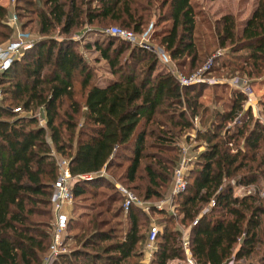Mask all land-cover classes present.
Segmentation results:
<instances>
[{"label":"trees","instance_id":"obj_1","mask_svg":"<svg viewBox=\"0 0 264 264\" xmlns=\"http://www.w3.org/2000/svg\"><path fill=\"white\" fill-rule=\"evenodd\" d=\"M36 2L31 12L37 34L49 36L58 29L60 35L68 36L88 27L96 35L93 46L107 62L112 79L103 87L91 83L93 71L76 51L78 45L52 37L34 40L0 73V264H42L52 241L50 197L58 158L69 160L73 177L94 175L90 181L74 183L73 205L87 195L96 197L97 187L114 190V194L98 205L106 206L94 218L87 212L80 215L86 224L81 219L69 220L67 232L78 233H66L65 241L70 236L79 248L60 255L53 264H140L152 225L149 214L157 216L158 227L149 264L182 259L186 242L197 264L242 259L246 264H264V197L258 190L254 195H234L237 186L264 182V154H258L264 148V125L254 121L249 126V110L233 131L219 133L240 114L244 97L239 91L229 110H215V119L204 134L212 141L200 155L198 169L189 171L185 192L173 197L176 215L154 206H149L147 214L135 205L125 213L118 189L99 176L104 169L108 173L118 168V160L123 159L128 166L119 179L131 185L125 186L137 199L162 201L171 196L176 163L163 160L160 154L175 153L173 145L183 131L193 129L192 119L199 115L203 120L207 109L199 113L198 100L205 85L181 87L160 69L153 53L104 35L101 27L117 24L141 33L152 25V39L158 40L178 68L191 73L203 57L195 40L197 6L193 0ZM153 12L155 21L151 20ZM16 15L20 29L27 33L31 23H23ZM10 16L7 7L0 5V45L12 38ZM167 22L169 27L158 29ZM215 24L217 46L230 45L233 54L247 51V75H264V0H257L241 24L231 14ZM76 86L83 93L81 101ZM15 108L22 113H15ZM37 113L44 118V127L39 126ZM147 145L156 153H147ZM135 181L144 185H134ZM212 200L214 207L203 213ZM115 204L120 205L114 210ZM88 207L90 212L95 209ZM111 213L116 220L123 218L118 231L98 219ZM184 230H188L187 238Z\"/></svg>","mask_w":264,"mask_h":264},{"label":"rangeland","instance_id":"obj_2","mask_svg":"<svg viewBox=\"0 0 264 264\" xmlns=\"http://www.w3.org/2000/svg\"><path fill=\"white\" fill-rule=\"evenodd\" d=\"M196 4V31H195V40L198 48L201 49L203 57L201 58L197 69L193 72L189 73L187 68L180 69V72L186 76H190L199 70L203 69L207 61L213 57L218 51H223V57L216 61L214 68L211 70L209 76L212 79H215L218 84L216 85H205L201 91V97L198 100V104L202 107L199 108V113L203 109H207L204 112L203 120L200 121L199 115H196L193 119V129L183 131L176 140V145H173L177 148L175 153L173 152H162L160 157L163 160L172 159L175 161L174 171L179 167L182 159H186V178L189 174V171H196L198 169V165L201 163L200 155L205 152L209 145L210 140L209 136H204L207 129L210 127V122L215 119V110L219 111H227L232 105V100L239 98L237 94V89L232 87L231 85L227 84V82L232 81L233 79H242L245 80L248 86L252 89V97L250 99V103H248L247 96L242 93L244 97V102L242 104L241 111H238L240 114L235 117L232 121L227 122L222 126V129L219 133H223L225 130L233 131L235 126H238L240 122L238 121L241 116H243L247 111L250 110L251 112V123L249 126H252L254 121H258L261 125H264V75L261 74L256 77H249L247 75V71L249 70L244 65L245 58L249 55L247 51H242L239 53H231L230 45H226L225 48H219L217 46V36L215 34V22L220 19L222 16L226 14H231L235 17L236 23H243L248 17L251 15L253 9L256 6L257 0H193ZM36 0H0V5L7 7L10 12V15L19 14L21 16V21L29 22L28 28H26L27 34L30 35L31 39H44V38H51L57 41H62L64 39H70L74 41L78 46L76 51L86 60V62L90 65L91 70L93 71V78L91 83H96L97 85L103 87L106 83L112 79L111 74L109 73V67L107 62L103 61L100 57L98 51L95 50L93 44L96 39V35L91 34L92 32L89 30L88 27L81 28L71 35H60L58 33V29L52 32L49 36H42L37 34V31L34 29V24H32V20L34 19L33 9L36 5ZM17 16V15H16ZM152 21H155L157 18V14L153 12ZM18 19V18H17ZM170 22L166 24H160L158 29L163 27H169ZM120 27L117 24H109L104 27H101V33L105 30L109 29L110 27ZM20 27V25H19ZM20 31H22L20 29ZM132 31V30H131ZM24 32V31H22ZM25 33V32H24ZM100 33V34H101ZM91 34V35H90ZM104 35H102L103 37ZM13 37V35H12ZM104 38V37H103ZM102 38V39H103ZM7 42V41H6ZM6 42L2 43L1 45L5 44ZM151 44L155 46H159L157 39L151 38ZM86 45H89L90 48H85ZM160 47V46H159ZM124 57V56H123ZM123 59V58H122ZM174 63V62H173ZM176 65V64H175ZM159 67L162 70H165V67L159 63ZM194 86V85H193ZM75 94L77 98L81 101L83 98L82 92L80 91L79 86H76ZM1 102V101H0ZM16 109V108H15ZM203 114V113H202ZM36 116L39 119L44 120L40 113H37ZM37 117V119H38ZM38 119V120H39ZM236 123V125H235ZM212 128V127H211ZM213 130V129H212ZM222 135V134H221ZM209 139V140H208ZM152 140H148V144H150ZM185 150V152H184ZM147 153H156V150L147 145L146 149ZM185 153V154H184ZM259 155L264 154V148L259 150ZM120 166L118 168H114L113 170L109 171L108 173L102 171V177L108 179L110 183H113L115 187H123L130 191L128 187H126L122 180L119 178L123 175L124 171L126 170L128 163L126 160L120 159L118 160ZM148 160H144L143 163H147ZM198 163V164H197ZM87 181V180H85ZM90 181V180H88ZM134 185H144L142 181H135ZM130 186L131 185H127ZM257 191L264 192V182L260 181L257 185H251ZM173 188V180L171 189ZM237 190V189H235ZM97 191L96 197H90V195L86 196V199L80 198L76 199L73 207L71 208V218L77 219L80 223L86 224V218H80L82 213H89V218H94L97 213H101L104 211V207L106 205L98 206L101 202L106 201L107 198L114 194V190L107 189L105 187H97L95 189ZM133 195L134 192L130 191ZM234 194H236L234 192ZM135 197V195H134ZM168 196L165 198L167 199ZM138 201L142 203H146V206H154L157 205L160 201H149L143 202L139 199ZM173 212L167 211L168 213H175V204L172 200ZM120 204H115L113 209H117ZM88 206H95L93 212L89 211ZM145 206V207H146ZM146 212V211H145ZM149 214V211L146 212ZM111 214H101L98 218L106 220L108 223V229L114 228L116 231L120 229L122 223V217L116 219L112 218ZM151 217V221L157 219V216L149 214ZM154 221V223H155ZM152 223V222H151ZM125 225V224H122ZM157 226V224L155 223ZM177 225V222L174 224ZM125 227L123 226V229ZM181 228V227H180ZM106 229V228H105ZM69 235H73L78 233L76 230H70L66 232ZM82 235L79 233V236ZM68 237V235H67ZM67 249L71 252L74 249L79 248L78 244L74 243V240L69 236L66 241ZM254 259V258H252ZM247 260H240L239 262H235V264H246Z\"/></svg>","mask_w":264,"mask_h":264},{"label":"built area","instance_id":"obj_3","mask_svg":"<svg viewBox=\"0 0 264 264\" xmlns=\"http://www.w3.org/2000/svg\"><path fill=\"white\" fill-rule=\"evenodd\" d=\"M8 23L9 26L13 29V37L10 41L6 42L3 45H0V73L6 71L16 59L21 57L22 53L25 50L31 48L33 45V40L31 39L30 35L20 31L18 19L15 14L12 13V15L8 19ZM152 33V25H150L148 29L142 31L141 33H135L129 29L115 26L110 27L109 29L102 32V34L104 35L118 38L122 41L128 42L132 46H138L153 53L158 59V62L165 67L167 72H169L173 76V78L181 87L218 84L215 79H212L207 75L211 73V70L214 68L216 61L223 57V51H218L213 57H211L207 61L203 69L190 76H186L180 72L178 67L171 60L168 53L162 47H157L151 44ZM227 84L244 93L247 96L248 103H250V99L253 95L251 90L252 88L247 85L245 80L233 79L232 81L227 82ZM13 111L15 113H22L20 108H16ZM38 124L40 127H44L45 121L39 119ZM184 158L179 164V167L174 171L171 196L160 201L157 205H154V207L158 210L166 209L167 211L169 210L170 212H173V206L171 204L173 197L185 192L187 188V165L186 159ZM56 160L58 176L52 185V193L50 197L53 213V221L51 224L52 241L47 253L43 257L42 264H53V262L57 260L60 255L70 253V251L67 249L68 245L66 244L65 236L69 220L71 219V208L74 201L72 187L76 181H88L92 180L94 177V175L73 177L70 173L69 160L64 158H58ZM99 176L102 177V174H100ZM231 185H235L234 181H231ZM235 189L239 190L242 193V196L254 195L257 193L254 187L251 185L237 186L235 187ZM118 191L124 199L123 209L125 213L132 205L140 207L146 212L149 211V206L147 207L146 203L138 201L137 198L134 197V195L127 189L118 187ZM258 195L263 198L264 192L258 190ZM214 205V201H210L208 207L204 209L203 213L208 212L210 208L214 207ZM195 224L196 222H194V225ZM157 232L158 227L155 225V223H153L148 232V240L144 249V253L147 256L148 260H151L153 252L156 249L155 240ZM184 247V257L182 259L171 261L169 264H197L188 249L187 242L184 244ZM227 264H235V262L230 261Z\"/></svg>","mask_w":264,"mask_h":264},{"label":"crops","instance_id":"obj_4","mask_svg":"<svg viewBox=\"0 0 264 264\" xmlns=\"http://www.w3.org/2000/svg\"><path fill=\"white\" fill-rule=\"evenodd\" d=\"M236 194H234L237 197H242V193L239 190L234 191ZM155 220L152 221V224ZM184 238H187L188 236V230H184L183 232ZM150 260H148L147 256L144 253V256L142 257V260L140 261V264H149Z\"/></svg>","mask_w":264,"mask_h":264}]
</instances>
